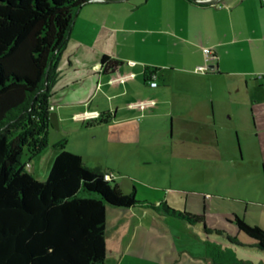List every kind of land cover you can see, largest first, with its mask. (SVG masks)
<instances>
[{
  "label": "crops",
  "instance_id": "crops-1",
  "mask_svg": "<svg viewBox=\"0 0 264 264\" xmlns=\"http://www.w3.org/2000/svg\"><path fill=\"white\" fill-rule=\"evenodd\" d=\"M204 1L89 2L77 14L58 55L59 77L51 90V109L58 114L59 122L92 124L94 137L103 134L102 142L94 143L91 154L101 153L106 160H91L92 156L88 158L80 150H69L82 156L88 167L112 174L125 192L135 188L136 194L140 190L145 194L153 187L140 182L141 188L135 176L124 177L122 162H140L138 169L142 173L155 172L145 166L153 161L189 160L194 156L217 160L220 167L223 142L232 143L228 155L236 145L239 157L233 155L231 160L238 165L247 161L253 170L256 167L251 172L253 185L264 187V0H219L215 5ZM205 48H211L215 56L209 63L205 61ZM104 56L121 63L112 76L102 70ZM204 65L209 68L207 73L196 71ZM129 73L133 74L131 79L112 82L114 76ZM150 81H156L158 86L151 87ZM239 93L240 104L250 108L251 124L245 128L247 153L242 148L239 129L233 124V108L238 102L235 96ZM141 101L154 103L143 108L133 106ZM87 112L108 114V118L104 123L75 119L77 114ZM189 144L211 152L190 153L180 147ZM56 156L57 153L54 159ZM236 200L245 205V212L236 208L232 213L221 211L233 230L236 216L251 224L250 214L264 219V198L261 214L257 212L258 204L254 207L251 201ZM162 201L154 202L159 205ZM208 204L206 201V224L207 216L220 222L222 215L212 213ZM252 207L255 212L251 213ZM149 214L158 217L151 218L150 226L130 222L119 264H157L146 256V251L148 246L154 249L150 241L159 236L157 228L162 231V221L172 223L181 232L190 233L194 228L181 220L172 222L177 218L155 211L115 207H108L107 227L126 218H147ZM256 225L264 229L263 224ZM196 235L200 238L199 233ZM107 238L108 232V250ZM255 244L245 245L257 249ZM227 246L238 256L237 246ZM203 257L210 260L206 246Z\"/></svg>",
  "mask_w": 264,
  "mask_h": 264
},
{
  "label": "trees",
  "instance_id": "trees-1",
  "mask_svg": "<svg viewBox=\"0 0 264 264\" xmlns=\"http://www.w3.org/2000/svg\"><path fill=\"white\" fill-rule=\"evenodd\" d=\"M97 0H0V264H106L107 210L140 208L174 217L227 244L205 241L213 264H244L228 244L247 246L224 230L208 228L204 215L138 201L136 189L125 194L117 181L88 167L63 139L48 180L24 167L47 144L51 127L50 94L59 77L57 59L81 8ZM121 63L102 60L105 74ZM108 114H102L105 122ZM239 232L264 252V229L236 216ZM249 248H252L251 246Z\"/></svg>",
  "mask_w": 264,
  "mask_h": 264
},
{
  "label": "rangeland",
  "instance_id": "rangeland-1",
  "mask_svg": "<svg viewBox=\"0 0 264 264\" xmlns=\"http://www.w3.org/2000/svg\"><path fill=\"white\" fill-rule=\"evenodd\" d=\"M237 98V108H233L234 120L233 124L239 129L240 136L242 137V148L244 153L248 152L247 138L245 135V128L251 124V116L249 115L250 108L243 107L239 102L240 93L235 96ZM82 124V123H81ZM75 123L72 120H65L59 122V128H49L47 141L48 144L36 154H32L28 149L25 150L22 156V163L25 169L39 181H46L49 178L50 171L54 161V154L59 153L54 149V144L66 139L68 141L67 147L82 151L91 160L101 158L106 160L103 155L91 154L92 146L94 143H101L103 134H98L96 137L92 134V124ZM177 144L175 145V147ZM232 155H228L229 148H232V143L226 144L223 142L221 152L223 153L221 166H217V160L207 161L199 160L195 156L193 159L182 160H162L150 162L147 168H152L155 172H140L138 161H124L122 162L125 167L126 176H135L136 181L142 188V183H147L150 188L148 192L136 195L138 201H148L157 204L156 200H164L170 204L172 209L177 211H186L188 214L204 215L206 201H209L210 209L212 213H218L222 215L226 210L227 213H232V209L236 208L238 211L245 212V205L238 202L243 200L249 202L251 206L258 204L260 209H257L258 214H261L264 187H259L254 184L255 181L251 179V166H248V162L244 161L243 165L234 164L231 160V156L238 158V151L236 145H234ZM189 150L190 153H206L207 148L189 144L187 146H180ZM99 156V157H98ZM117 163V162H114ZM238 163V162H236ZM256 167L253 173L256 171ZM148 171V170H147ZM121 173V172H119ZM121 175V174H120ZM123 191V190H122ZM130 195L131 192H125ZM150 198V200L144 199V197ZM146 197V198H147ZM208 204V206H209ZM264 205V204H263ZM220 211V212H219ZM251 213L254 211L253 207L249 210ZM255 212V211H254ZM240 213V212H239ZM111 214V213H110ZM112 217V216H111ZM147 218H126L120 220L118 224H113L107 227L108 232V250L106 257V264H119L120 255L123 252L122 247L126 235H128V226L131 221H135L136 224L142 223V225H149L151 218L157 217L155 215H148ZM251 221L254 224L261 223L264 225V219L262 216L258 218L252 217ZM158 218V217H157ZM179 219H175L172 222L177 223ZM207 226L210 229L224 230L233 237H238V240L244 244L251 245L256 241L244 233L239 231L236 224H233L235 230L231 227L230 223H227L225 216L222 215L221 221L215 218L206 217ZM160 224L159 236L151 239L150 243H154V249L148 246L146 251L147 257H152L157 264H212L210 260L203 257L205 254V245L203 241L207 239L216 241L217 243L227 244V239L220 237L216 234L211 236L207 235L203 231V225L191 229V232L180 231L175 225L165 223ZM227 223V224H226ZM194 230V231H193ZM200 234V238L196 235ZM195 234V235H194ZM229 245V244H228ZM235 248V245H232ZM249 247V246H248ZM238 257L244 261V264H264V252L259 249L246 248L241 249L237 247Z\"/></svg>",
  "mask_w": 264,
  "mask_h": 264
},
{
  "label": "built area",
  "instance_id": "built-area-1",
  "mask_svg": "<svg viewBox=\"0 0 264 264\" xmlns=\"http://www.w3.org/2000/svg\"><path fill=\"white\" fill-rule=\"evenodd\" d=\"M219 0H205L204 2L207 3V4H212V5H215ZM204 54H205V61L206 63H209L211 60L214 59V53L212 51L211 48H205L204 49ZM133 63V62H131ZM208 67L207 65H204V66H198L196 68V71L197 72H200V73H207L208 72ZM133 77V74H123V75H119V76H114L112 78V82H124L128 79H131ZM149 84L151 85V87H157L158 86V83L156 81H150ZM154 102L152 101H141V102H137L135 104H133L134 107H145L146 105H152ZM53 110V108L51 109ZM75 119L78 120V121H81V122H84V123H92L94 121H99L102 119V114L99 113V112H87V113H84V114H77L75 116ZM105 178L107 180H110L113 178V175L112 174H106L105 175Z\"/></svg>",
  "mask_w": 264,
  "mask_h": 264
},
{
  "label": "water",
  "instance_id": "water-1",
  "mask_svg": "<svg viewBox=\"0 0 264 264\" xmlns=\"http://www.w3.org/2000/svg\"><path fill=\"white\" fill-rule=\"evenodd\" d=\"M50 122L55 128H59V117L58 114L55 112H52L50 115Z\"/></svg>",
  "mask_w": 264,
  "mask_h": 264
}]
</instances>
